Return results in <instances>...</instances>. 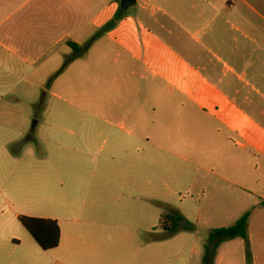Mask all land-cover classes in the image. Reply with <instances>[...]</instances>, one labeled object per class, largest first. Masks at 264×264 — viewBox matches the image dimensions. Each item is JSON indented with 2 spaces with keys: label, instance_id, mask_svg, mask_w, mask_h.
Returning <instances> with one entry per match:
<instances>
[{
  "label": "rangeland",
  "instance_id": "374dc122",
  "mask_svg": "<svg viewBox=\"0 0 264 264\" xmlns=\"http://www.w3.org/2000/svg\"><path fill=\"white\" fill-rule=\"evenodd\" d=\"M113 1L77 5L85 33L79 38L70 16L75 0L60 10L48 6L45 54L28 57L16 48L12 76L0 83V264L37 247L20 217L55 218L62 227L136 222L146 242L163 236L165 212L180 213L193 227L175 235L174 264H204L209 233L245 212L251 240L236 238L225 257L231 264L262 260L264 133H192L169 123L165 111L181 112V75L198 54L188 47L203 39L185 19L193 11L138 0L124 12ZM116 14L123 19L97 36ZM58 17L63 26L49 28ZM77 39L80 47L91 44L89 51L58 75L72 54L66 43ZM164 65L176 72L169 84L152 77L163 75ZM155 83L162 98L149 93Z\"/></svg>",
  "mask_w": 264,
  "mask_h": 264
},
{
  "label": "crops",
  "instance_id": "0c3cea01",
  "mask_svg": "<svg viewBox=\"0 0 264 264\" xmlns=\"http://www.w3.org/2000/svg\"><path fill=\"white\" fill-rule=\"evenodd\" d=\"M91 1L75 0L77 4L70 11V16H75L77 20L73 31L76 38L85 34L78 25L77 5ZM142 1L190 5L184 11L193 13L186 15L185 19H191L194 22L192 27L200 28L196 33L203 35L202 40L196 41V46L188 47L189 52L198 54H193V62L185 64L181 75L183 89L178 96L186 104L179 105L180 113L176 112V106L172 111L166 110L167 121L192 133L207 132L211 128L234 134L264 133V0ZM63 2L71 0H0V83L12 76L8 69L14 62L16 48L28 57L41 51L45 54L48 6L60 10ZM111 3L114 1L108 0V4ZM61 26L62 17H58L57 21L53 19L49 28ZM74 44L80 46L81 40H75ZM19 59L23 62L29 60ZM37 60L39 57L33 56V64ZM174 74L176 72L170 66L164 65L163 75L152 72V77L155 82L160 80L169 84L174 80ZM197 79L198 88L194 85ZM157 87L155 83L154 91L149 92L155 99L165 96L157 91ZM227 142L230 140L227 139ZM157 149L160 151L162 147ZM38 219L56 221L58 246L49 251L29 246L31 250L16 256L12 264H174L175 236L164 238L163 233L155 241L148 239L144 242L143 227L136 222L73 221L62 227L55 218ZM150 231L153 236H159L155 230ZM235 240L219 246L214 264L232 263L225 255L234 247ZM247 240H251L249 222ZM255 258L259 257L253 255ZM186 262L184 259L183 264ZM240 264H246L244 258H241ZM252 264H264V257Z\"/></svg>",
  "mask_w": 264,
  "mask_h": 264
},
{
  "label": "trees",
  "instance_id": "16d2710c",
  "mask_svg": "<svg viewBox=\"0 0 264 264\" xmlns=\"http://www.w3.org/2000/svg\"><path fill=\"white\" fill-rule=\"evenodd\" d=\"M123 19L122 14H116L102 29L98 32L97 36H100L116 26V23ZM71 49L72 54L65 61L63 67L59 70L58 75L74 60L80 58L87 52L91 44H87L83 47L71 42L66 43ZM264 207V200L260 204ZM250 213H244L233 225L224 228H218L212 230L205 245L203 263L211 264L220 244L241 238L247 240V229ZM19 223L28 232L34 242L42 251H49L55 249L59 243V228L56 221L20 217ZM160 228L164 232V238H170L181 232H190L193 227L192 224L187 222L184 217L178 212H165L160 217Z\"/></svg>",
  "mask_w": 264,
  "mask_h": 264
},
{
  "label": "water",
  "instance_id": "95a60500",
  "mask_svg": "<svg viewBox=\"0 0 264 264\" xmlns=\"http://www.w3.org/2000/svg\"><path fill=\"white\" fill-rule=\"evenodd\" d=\"M138 0H121L120 9L124 12L128 11L131 7H133Z\"/></svg>",
  "mask_w": 264,
  "mask_h": 264
}]
</instances>
